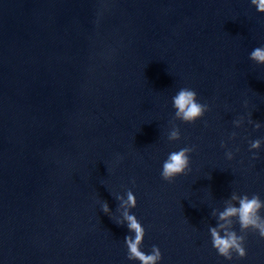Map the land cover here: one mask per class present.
Returning a JSON list of instances; mask_svg holds the SVG:
<instances>
[{
  "label": "water",
  "instance_id": "1",
  "mask_svg": "<svg viewBox=\"0 0 264 264\" xmlns=\"http://www.w3.org/2000/svg\"><path fill=\"white\" fill-rule=\"evenodd\" d=\"M261 45L250 0H0V264H139L101 208L119 217L129 189L161 264H264L257 233L229 262L208 232L233 193L264 200V147L248 149L264 127L247 123L264 122ZM182 87L209 105L194 123L174 121ZM185 146L191 172L163 180Z\"/></svg>",
  "mask_w": 264,
  "mask_h": 264
},
{
  "label": "clouds",
  "instance_id": "2",
  "mask_svg": "<svg viewBox=\"0 0 264 264\" xmlns=\"http://www.w3.org/2000/svg\"><path fill=\"white\" fill-rule=\"evenodd\" d=\"M250 2L257 12L264 13V0H250ZM249 59L257 65H264V45L252 49L249 53ZM171 101L174 109V121L194 123L202 118L205 112L209 111V105L202 103L198 99L197 92L192 88H180L172 96ZM174 121L167 135L169 141L179 140L181 137L180 128ZM232 123L236 128H239L245 123V117L241 116L234 119ZM247 123L257 130L264 127V122L253 120L251 115L247 118ZM235 136L236 133L233 132L229 139H233ZM221 147H227L225 141H221ZM262 147H264V139L262 138L252 139L249 142L248 149L252 153L253 159H259ZM193 150V147L185 146L179 150L169 152L161 166L160 175L162 179L171 183L176 177L190 173ZM235 151L238 152L239 148H236ZM225 156L228 160H232L234 151L227 150ZM132 182L135 183L134 180ZM116 198L120 201L121 215L119 217L112 215V209L107 201L102 203L101 208L117 224L127 227L128 234L124 237L127 259L138 261L139 264H161L163 256L158 245H153L150 252H145L141 247L146 229L131 211L137 206L136 194L129 189L123 195H117ZM212 215L216 218V224L208 227L211 245L219 256L229 262L241 260L247 256L245 241L249 230L264 239V200L261 199L259 194L249 196L246 193H233L223 209H213ZM237 224L239 225V231L235 228Z\"/></svg>",
  "mask_w": 264,
  "mask_h": 264
}]
</instances>
